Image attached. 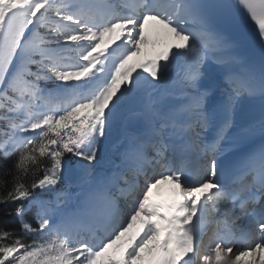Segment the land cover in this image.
Here are the masks:
<instances>
[{"label":"snow or ice","instance_id":"obj_1","mask_svg":"<svg viewBox=\"0 0 264 264\" xmlns=\"http://www.w3.org/2000/svg\"><path fill=\"white\" fill-rule=\"evenodd\" d=\"M235 2L264 44V0ZM231 7L0 0V205L20 227L0 223V264H264V145L224 179L217 159L242 96L258 95L262 116L240 135L264 137V64L230 55ZM212 64L216 105L203 83ZM130 101L132 126L97 171ZM68 154L74 193L60 187Z\"/></svg>","mask_w":264,"mask_h":264},{"label":"trees","instance_id":"obj_2","mask_svg":"<svg viewBox=\"0 0 264 264\" xmlns=\"http://www.w3.org/2000/svg\"><path fill=\"white\" fill-rule=\"evenodd\" d=\"M11 207H14V205H0V223L7 224L8 227L14 228L17 231V233H19L20 227H18L16 220L12 217L3 216V212L7 208H11ZM27 239L29 241H31V239H33V237L29 236V237H27Z\"/></svg>","mask_w":264,"mask_h":264},{"label":"water","instance_id":"obj_3","mask_svg":"<svg viewBox=\"0 0 264 264\" xmlns=\"http://www.w3.org/2000/svg\"><path fill=\"white\" fill-rule=\"evenodd\" d=\"M65 166H66V169H67V176L72 179L75 178L76 176V172H75V168L72 164H70L68 161L65 160Z\"/></svg>","mask_w":264,"mask_h":264},{"label":"bare ground","instance_id":"obj_4","mask_svg":"<svg viewBox=\"0 0 264 264\" xmlns=\"http://www.w3.org/2000/svg\"><path fill=\"white\" fill-rule=\"evenodd\" d=\"M206 71L213 75L212 70H211L210 68H208V70H206ZM75 166H76V168H77V162L75 163ZM77 172H78V178H79V176H80V171H79L78 168H77ZM78 178H77V179H78ZM76 181H77V180H76ZM76 181H74V182H72V183H75Z\"/></svg>","mask_w":264,"mask_h":264},{"label":"rangeland","instance_id":"obj_5","mask_svg":"<svg viewBox=\"0 0 264 264\" xmlns=\"http://www.w3.org/2000/svg\"><path fill=\"white\" fill-rule=\"evenodd\" d=\"M75 159V157H73Z\"/></svg>","mask_w":264,"mask_h":264}]
</instances>
